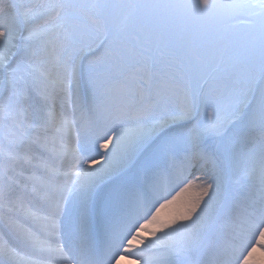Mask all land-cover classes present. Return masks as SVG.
<instances>
[{
	"label": "snow or ice",
	"instance_id": "1",
	"mask_svg": "<svg viewBox=\"0 0 264 264\" xmlns=\"http://www.w3.org/2000/svg\"><path fill=\"white\" fill-rule=\"evenodd\" d=\"M264 0H0V264H257Z\"/></svg>",
	"mask_w": 264,
	"mask_h": 264
},
{
	"label": "bare ground",
	"instance_id": "2",
	"mask_svg": "<svg viewBox=\"0 0 264 264\" xmlns=\"http://www.w3.org/2000/svg\"><path fill=\"white\" fill-rule=\"evenodd\" d=\"M255 260L257 264H264V252L258 250V252L255 255ZM124 264H127V262H124Z\"/></svg>",
	"mask_w": 264,
	"mask_h": 264
}]
</instances>
